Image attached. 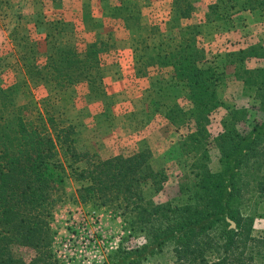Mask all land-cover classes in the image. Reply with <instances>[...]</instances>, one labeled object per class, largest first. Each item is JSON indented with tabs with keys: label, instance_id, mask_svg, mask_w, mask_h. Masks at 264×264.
Segmentation results:
<instances>
[{
	"label": "rangeland",
	"instance_id": "rangeland-1",
	"mask_svg": "<svg viewBox=\"0 0 264 264\" xmlns=\"http://www.w3.org/2000/svg\"><path fill=\"white\" fill-rule=\"evenodd\" d=\"M186 2L182 6L188 7L191 17L181 20L175 0H0V90H11L6 96L16 106L32 102L71 123L80 152L108 159L150 151V166L166 180L158 191L150 180L144 182V198L154 204L177 202L180 178L194 160L181 146L186 127L177 130L165 114L169 108H188L186 89L169 82V68L148 66L153 49L184 26L197 28L196 41L206 64L213 57L221 64L217 87L221 107L210 115L207 125L213 138L231 114L241 120L236 128L243 133L264 119V86L259 85L264 80V9L239 10L225 20L208 21L209 7L218 2L222 10L228 0ZM96 39L107 42V50L100 54L103 93L93 97L86 83L51 91L47 78L38 75L48 55L59 57L71 45L81 52ZM17 86L20 89L13 91ZM47 97L51 100L43 101ZM208 142L209 168L218 172L220 154L212 138ZM261 152L264 143L242 163L233 208L253 220L252 236L263 247ZM58 156L64 160L62 149ZM64 177L65 195L50 223V249L60 262L178 264L170 243L143 255L146 240L133 233L127 218L111 208L82 203L76 193L80 183L70 168ZM12 251L23 260L34 254L16 246Z\"/></svg>",
	"mask_w": 264,
	"mask_h": 264
},
{
	"label": "trees",
	"instance_id": "trees-1",
	"mask_svg": "<svg viewBox=\"0 0 264 264\" xmlns=\"http://www.w3.org/2000/svg\"><path fill=\"white\" fill-rule=\"evenodd\" d=\"M175 2L178 18L189 19L188 7L182 6L186 0ZM249 8L264 9V0H228L222 10L217 2L209 7L206 18L222 21ZM197 34L196 27L180 28L153 49L148 63L169 68V82L186 89L188 108H169L165 114L177 130L186 127L181 146L194 160L180 178L177 202L154 204L144 198V182L150 180L158 191L166 180L150 166V151L108 159L80 152L71 123L32 102L16 106L6 96L8 89L0 90V264L64 263L50 249V223L65 195L67 167L80 183L76 193L82 203L119 212L133 233L143 235V255L170 243L178 264H264V246L252 236L253 220L233 208L242 163L253 158L264 143V119L243 133L236 128L241 120L231 114L221 132L211 136L209 117L221 107L217 92L221 64L216 57L206 64ZM106 50L107 42L101 39L87 43L81 52L68 46L59 57L50 53L38 75L47 78L51 91L86 83L97 98L103 93L100 54ZM259 85L264 86V80ZM262 99L264 112V94ZM211 138L220 154L218 172L209 168ZM60 149L64 160L58 156ZM227 219L235 228H230ZM14 246L30 250L33 257L17 258Z\"/></svg>",
	"mask_w": 264,
	"mask_h": 264
},
{
	"label": "water",
	"instance_id": "water-1",
	"mask_svg": "<svg viewBox=\"0 0 264 264\" xmlns=\"http://www.w3.org/2000/svg\"><path fill=\"white\" fill-rule=\"evenodd\" d=\"M228 222L230 223L231 227H233V226H234L233 222H231V221H228Z\"/></svg>",
	"mask_w": 264,
	"mask_h": 264
}]
</instances>
